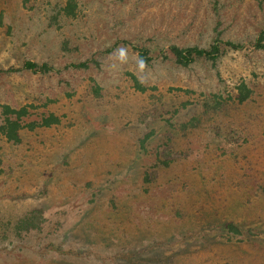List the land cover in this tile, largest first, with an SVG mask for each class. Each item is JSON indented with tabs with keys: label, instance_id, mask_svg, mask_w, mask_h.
Listing matches in <instances>:
<instances>
[{
	"label": "rangeland",
	"instance_id": "1",
	"mask_svg": "<svg viewBox=\"0 0 264 264\" xmlns=\"http://www.w3.org/2000/svg\"><path fill=\"white\" fill-rule=\"evenodd\" d=\"M74 1L0 0V121L29 111L0 135V264H264V0ZM218 31L242 48L174 61Z\"/></svg>",
	"mask_w": 264,
	"mask_h": 264
},
{
	"label": "trees",
	"instance_id": "2",
	"mask_svg": "<svg viewBox=\"0 0 264 264\" xmlns=\"http://www.w3.org/2000/svg\"><path fill=\"white\" fill-rule=\"evenodd\" d=\"M75 1L68 0L66 6L62 8V10L67 15L75 14ZM57 17V14L52 15V21H54ZM264 32L261 33L257 46L259 48H264ZM127 44L131 46V48L138 52L139 58L144 63H149L153 57L150 55V49L144 45H139L137 43H133L130 41H125ZM242 44L239 42H234L232 40H223L220 37V31L214 37L213 42L207 47H200L198 45H189V46H179L176 44H172L169 47V51L174 55V61L183 67H189L191 64L196 62L199 59L209 60L212 63H216L220 58H222L226 52L230 49H241ZM111 49V48H110ZM109 49V50H110ZM73 66L76 67H85L89 66L88 61L75 63ZM23 68L32 70L33 72H47L52 66H50L47 62L39 63L32 60H26L23 64ZM251 90L246 86L245 83H242L238 86V93L235 95L234 99L243 103L250 97ZM226 102V100H225ZM214 107H220L221 100L217 98L215 101ZM28 109L26 106L21 107L19 109L11 108L9 105L4 106L3 114L5 115L3 121H0V135L5 136L8 140L20 141V130L24 127L22 124V118L28 113ZM14 114V116H11ZM59 119L51 114L42 119L40 124L50 125L53 122H57ZM38 124V122H30L28 126L33 128ZM45 218V214L42 209L37 208L29 213H27L24 217H22L18 221L17 228L19 231H31L35 229H39L43 223ZM229 228L236 229V226L233 223L227 224Z\"/></svg>",
	"mask_w": 264,
	"mask_h": 264
}]
</instances>
